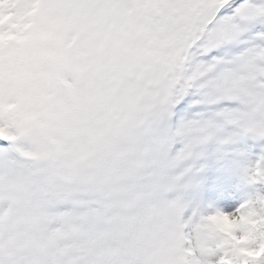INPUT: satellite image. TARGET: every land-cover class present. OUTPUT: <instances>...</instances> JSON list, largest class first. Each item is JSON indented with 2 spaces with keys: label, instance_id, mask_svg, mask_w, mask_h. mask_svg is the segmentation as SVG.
<instances>
[{
  "label": "snow or ice",
  "instance_id": "snow-or-ice-1",
  "mask_svg": "<svg viewBox=\"0 0 264 264\" xmlns=\"http://www.w3.org/2000/svg\"><path fill=\"white\" fill-rule=\"evenodd\" d=\"M0 264H264V0H0Z\"/></svg>",
  "mask_w": 264,
  "mask_h": 264
},
{
  "label": "rangeland",
  "instance_id": "rangeland-1",
  "mask_svg": "<svg viewBox=\"0 0 264 264\" xmlns=\"http://www.w3.org/2000/svg\"><path fill=\"white\" fill-rule=\"evenodd\" d=\"M227 151L229 156L210 161V171L208 174L201 176L205 180L201 189L204 201L212 202L219 208H224V205L220 203L219 200L208 196L210 188H214L216 191L228 195L234 204H239L246 192L250 191V189L243 183L242 171L239 167L233 166L232 164L230 154L234 151V148L229 147ZM247 159L249 161H254L256 155L252 154ZM225 176L227 177V180L222 183L221 180ZM225 210L229 209L225 208Z\"/></svg>",
  "mask_w": 264,
  "mask_h": 264
},
{
  "label": "trees",
  "instance_id": "trees-1",
  "mask_svg": "<svg viewBox=\"0 0 264 264\" xmlns=\"http://www.w3.org/2000/svg\"><path fill=\"white\" fill-rule=\"evenodd\" d=\"M207 169H208V168H207ZM207 169H205L204 171H202V173H205Z\"/></svg>",
  "mask_w": 264,
  "mask_h": 264
}]
</instances>
